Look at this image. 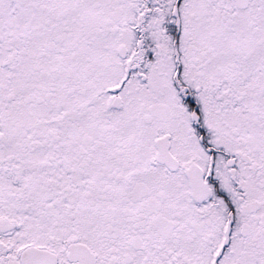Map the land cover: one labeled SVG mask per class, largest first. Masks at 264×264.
Returning <instances> with one entry per match:
<instances>
[{
	"label": "snow or ice",
	"instance_id": "6c2138e0",
	"mask_svg": "<svg viewBox=\"0 0 264 264\" xmlns=\"http://www.w3.org/2000/svg\"><path fill=\"white\" fill-rule=\"evenodd\" d=\"M0 264H264V0H0Z\"/></svg>",
	"mask_w": 264,
	"mask_h": 264
}]
</instances>
